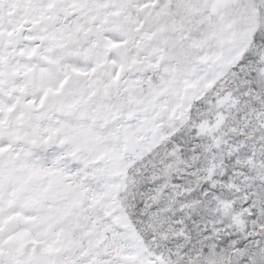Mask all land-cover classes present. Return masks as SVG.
<instances>
[{"label":"snow or ice","instance_id":"obj_1","mask_svg":"<svg viewBox=\"0 0 264 264\" xmlns=\"http://www.w3.org/2000/svg\"><path fill=\"white\" fill-rule=\"evenodd\" d=\"M0 264H264V0H0Z\"/></svg>","mask_w":264,"mask_h":264}]
</instances>
